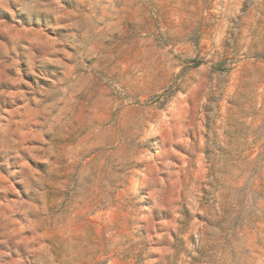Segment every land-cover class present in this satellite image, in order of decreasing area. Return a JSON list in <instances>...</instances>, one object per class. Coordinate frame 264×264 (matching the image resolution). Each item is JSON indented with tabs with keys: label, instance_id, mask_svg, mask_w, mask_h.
<instances>
[{
	"label": "rangeland",
	"instance_id": "1",
	"mask_svg": "<svg viewBox=\"0 0 264 264\" xmlns=\"http://www.w3.org/2000/svg\"><path fill=\"white\" fill-rule=\"evenodd\" d=\"M62 3L70 11L74 9L73 0H62ZM219 7L220 0H162L159 6L153 2L151 8L143 10L149 13V19L141 31L149 24L157 27L168 20L177 22L179 15L174 13L185 16L205 13L210 21H214ZM248 8L249 4L245 3L241 11H247ZM253 10L264 15L261 0H253ZM0 21V42L9 49L13 37L17 35L15 30L32 28L33 31L21 43L25 46L31 43L37 56L49 43V36L60 39L69 31L66 28H58L55 32L46 30L42 36L39 28L29 22L26 13L18 12L13 20L11 13L0 10ZM5 26H8L7 31ZM210 26L193 21L191 30L195 33L198 29L202 31ZM239 27L247 28L252 40L249 43L234 40L231 45L233 54L215 60L211 72L219 76V97L209 96L207 99L211 103L219 99L220 103L215 111L211 104L201 106L203 113L212 112L211 117H202L205 123L200 126L206 132L211 130V148L205 150L203 158H197L195 169L201 175H212V180L205 182L208 186L199 189L205 203L211 200L210 212L207 215L203 212L192 213L187 208L183 212L191 229L188 240L196 255L188 251L182 238H177L175 233L168 232L166 228H158L157 235L152 236L144 220L136 219L126 204L114 199V184L108 177L98 176L91 168H88L87 175L83 174L86 165L98 162V157L103 155L99 147L94 146L86 151L81 147L93 143L89 121L94 127L100 121L114 119L117 115L123 118L131 111L126 105L118 104V101L128 99V94L116 96L114 92L108 91L112 84L106 82L97 89L90 101H80L85 106L72 111H60L65 107V101L35 94L42 105L50 106L44 117L50 121L52 117L59 119L54 129L57 133L55 137L47 133L44 139L50 144L61 146L65 152L79 159L71 165L64 159L62 163L67 167L52 174L54 186L48 194L46 205L43 200L37 203L33 199L34 194L15 183V177H8L20 191L21 198L37 203V207L44 209L42 215L47 217L42 226L25 231L28 239L41 251L32 253L26 246L16 245L14 247L18 249L21 259L27 257L33 264H51L43 251L47 248L58 264H185V261L189 264H264V22L259 19L255 23L241 20ZM164 46L167 47V44ZM158 48L157 45V49L143 57L137 48H133L123 62L140 67L135 71L126 68L121 77L127 78L121 87L139 86L142 92L151 93L148 100L153 103L160 102V98L173 88L165 71L153 72L152 65L147 63L150 59L153 63L159 59L156 55ZM25 51L26 48L17 47L16 52L8 51L6 54L0 48V161L7 155L8 163L12 165L8 168L0 164V173L5 176H8L9 171L19 168L13 162V149L21 151L31 166L46 174L48 172L47 164L33 160L27 151L12 141L34 136L38 130L37 125L30 122L41 117L33 116L37 105L31 99L34 94L29 91V86L35 88L38 82L39 86L48 87L50 80L62 74L58 65L51 63L30 68ZM13 61H17L14 66ZM204 62V58L199 55L184 60L189 70L200 67ZM184 71L181 69V72ZM41 74L47 79H43ZM117 76L120 74L114 73L111 79L119 84ZM104 77H108L107 72ZM190 79L195 83V78ZM176 91H179L178 86ZM21 92L28 98L27 107L25 100L19 96L3 95ZM192 107L189 101L190 113ZM196 135L189 130V139H195ZM24 144L29 148L42 146L38 139L24 140ZM5 146L7 153L3 151ZM208 156L213 158L211 167ZM99 171L104 173L105 169L101 167ZM104 179H108V191L105 198L101 199L100 193L106 187L101 182ZM4 196V193H0V199H4ZM7 199L15 200L16 194L7 193ZM196 206H200L199 201ZM170 216V213H166L163 218L168 219ZM154 219L160 217L154 216ZM165 232L168 234L163 235ZM200 233L203 235L198 239ZM172 240L176 241L175 245ZM12 257L17 258L16 252L12 253Z\"/></svg>",
	"mask_w": 264,
	"mask_h": 264
},
{
	"label": "clouds",
	"instance_id": "2",
	"mask_svg": "<svg viewBox=\"0 0 264 264\" xmlns=\"http://www.w3.org/2000/svg\"><path fill=\"white\" fill-rule=\"evenodd\" d=\"M153 2L159 6L162 0H73L74 9L70 11L62 0H0V10L11 13L13 20L18 12L26 13L29 22L39 28L42 36L46 30L55 32L58 28L69 29L60 39L49 36V43L42 48L39 56L34 53L31 43L27 46L21 43L33 31L32 28L15 30L17 35L13 37L10 49L0 42V48L6 54L8 51L16 52L17 47L26 48L24 55L28 57L30 68L51 63L58 65L62 74L50 80L48 87L39 86L38 82L35 88L29 86V91L34 94L31 99L37 105L33 116L41 117L30 122L37 125L38 130L34 136L12 141L27 151L33 160L47 164V174L31 166L18 149L12 151L15 157L13 162L19 168L9 171L8 176L0 173V181L3 182L0 193L5 194L4 199H0V264H33L27 257L21 259L14 246L24 245L32 253L41 251L28 239L25 231L34 226H42L47 220L42 215L44 209L37 207V203L43 200L47 204L48 194L54 186L52 174L67 167L62 163L64 159H67L68 165L79 159L65 152L61 146L50 144L44 139L47 133L55 137L57 133L54 129L59 119L52 117L50 121L44 117L50 106L42 105L35 94L65 101V107L60 111H72L85 106L80 101H90L97 89L106 82L112 84L108 91L114 92L116 96L124 97L128 94V99H122L118 104L126 105L131 111L123 118L117 115L114 119L100 121L94 127L89 121L93 143L81 147L85 151L94 146L99 147L103 155L98 157V162L86 165L83 174L87 175L88 168H91L98 176L108 177L114 184V199L126 204L136 219L144 220L152 236L157 235L158 228H166L168 232L175 233L177 238H182L188 251L196 255L188 240L191 229L183 212L185 208L192 213L203 212L207 215L210 212L211 200L205 203L199 189L208 186L205 182L211 181L212 175H201L195 165L197 158H203L205 150L211 148V130L206 132L200 126L205 123L202 117H211L212 112L203 113L201 106L211 104L215 111L220 103L219 99L216 103L207 99L209 96L219 97V76L212 74L211 66L216 59L233 54L231 45L234 40L251 42L248 29L239 27L241 20L255 23L259 19L264 22V15L253 10V0H220L221 7L217 9L218 15L214 21H210L205 13L196 16L174 13L179 15L177 22L168 20L157 27L149 24L141 31L149 19V13L143 10L151 8ZM245 3L249 4V8L241 11ZM261 7L264 8V0H261ZM40 13L47 15L41 16ZM193 21L211 26L194 33L191 30ZM5 30H8V26H5ZM157 45L159 48L156 55L159 59L155 63L150 59L147 63L152 65L153 72L165 71L173 88L160 98V102L153 103L148 100L151 93L142 92L141 87H121L127 80L121 77L126 68L135 71L140 67L123 62L133 48H137L143 57L157 49ZM197 55L203 57L205 62L189 70L184 63L185 58ZM16 63L13 61V66ZM181 69L185 71L181 72ZM106 72L107 78L104 77ZM114 73L120 74L116 77L120 80L119 84L111 79ZM41 77L47 79L43 74ZM190 78H195V83ZM177 86L179 91H176ZM3 95L19 96L25 100L27 107L28 98L22 92ZM189 101L193 104L191 113L188 109ZM189 130L197 133L195 139L188 138ZM29 139L40 140L42 146L27 147L24 140ZM3 151L7 153V146ZM8 159L6 155L0 164L11 168ZM207 160L211 167L212 156H208ZM101 167L105 169L104 173H100ZM8 177H15V183L34 194L33 199L37 203L22 199L20 191ZM108 179L101 181L106 186L100 193L101 199L105 198L108 191ZM9 192L16 194L15 200L7 199ZM197 201L199 207L196 206ZM166 213L171 214L170 218H163ZM154 216L160 219H154ZM202 235L198 234V239ZM172 244L175 245L176 241L172 240ZM43 251L51 264H58L47 248ZM13 252H16L15 259L12 257ZM185 264L189 262L185 261Z\"/></svg>",
	"mask_w": 264,
	"mask_h": 264
}]
</instances>
